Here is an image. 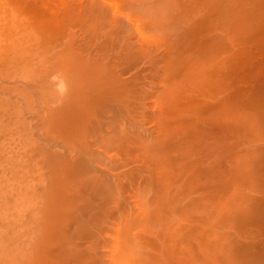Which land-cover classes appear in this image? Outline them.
Segmentation results:
<instances>
[{
    "label": "rangeland",
    "instance_id": "374dc122",
    "mask_svg": "<svg viewBox=\"0 0 264 264\" xmlns=\"http://www.w3.org/2000/svg\"><path fill=\"white\" fill-rule=\"evenodd\" d=\"M260 1L0 0V264L237 262L205 146Z\"/></svg>",
    "mask_w": 264,
    "mask_h": 264
},
{
    "label": "bare ground",
    "instance_id": "6f19581e",
    "mask_svg": "<svg viewBox=\"0 0 264 264\" xmlns=\"http://www.w3.org/2000/svg\"><path fill=\"white\" fill-rule=\"evenodd\" d=\"M258 4L259 5L262 4L263 8L261 9L257 7L254 8L256 9L257 12L262 10L260 15L263 16L264 14L262 12L264 11V1L261 3L258 2ZM259 13H258V17H259ZM261 16L259 19L264 20V16L263 18H261ZM259 22L258 23L254 22L256 25L255 26L252 25V27L251 25H249L251 27V28L248 27V29L251 30V31L248 30L250 33L245 30L244 34L242 35L239 34V36L237 34L236 36L237 38H240V36H242L243 39L241 38L242 39L241 41H238L237 38L236 40L238 42L234 41L236 43L243 41L244 48L242 47L240 51L242 50V53L244 54L243 56H245L248 59V62L245 63V66L241 67V62L240 61L238 62L235 57L234 60L235 66H233L234 68L230 71L228 69L227 72L222 76V78H228V80L231 81V84H229V86L226 87L227 83L225 84V90H227L228 93L233 95V97H231V101L237 104L236 105L237 108L239 105V108L241 109L247 108L248 110L246 112H243L242 110L243 113H241L240 111L238 118L231 122V129L228 130V132H226L222 127H220L217 120L215 121L217 123L212 122L213 124H211L210 126L213 127L214 125V128H219L220 137L224 140L221 139V141H219L218 139H215L212 145L210 144L208 146L207 144V146H205V150L207 148L210 149L212 148L211 150L215 151V152L213 151L215 153L213 156L214 159L216 158V161H214L215 162L214 165L216 166L214 168L212 167L213 169L216 170V173L215 171H211L212 168L210 171L214 172L216 174L215 176L217 175L218 176L215 179L211 180V182H209L208 186H210L211 184L213 185V186L211 185L213 187L212 188L213 190L212 189L211 190L213 192L218 191L217 193L220 192L222 193L229 188L230 190L232 189L231 193H233L234 189L237 188H243L247 190V194L242 193L243 190L241 189V194L239 193L240 195H235L234 192V194L231 195V198H228L226 196L229 199V201L227 200L228 202L225 201V203L227 202L229 204L230 202L231 204L232 202L233 205L231 204V207L229 206L228 208L229 210L225 206V208L227 209L226 212L224 209L225 213H223V210L221 209L224 215L220 213L221 211L218 212L224 217L225 214L227 215L226 223L227 221L229 223V226L227 225L229 227L228 230L230 228L237 229V231L236 229L232 230L234 232L233 237L235 236L234 239L230 237L232 235H229V237L232 239L230 242L227 241L229 245L225 244V242L223 243L225 246L227 245V247H225V251H223L222 249H218L219 251L221 250L225 252L226 253L225 256H227L228 259L230 258L231 260L238 262V263L236 262L235 264H259L260 261H264V22H262L263 24L260 23V25L258 26ZM121 28H123V26H121ZM233 40H235V38ZM230 48L236 49V46L234 44H230ZM256 55L257 57L260 56L262 58L258 61L260 57L256 58ZM254 59L257 60L258 62L256 61L255 63ZM250 63L251 64L254 63V66H250ZM231 101H228L227 99V102H231ZM214 128L212 130H214ZM207 151L209 150L207 149L206 152ZM223 162L225 164L224 166H223ZM82 182L83 181H81V183ZM92 184L94 185V183ZM214 193L213 195L215 196ZM216 195L218 196V194ZM219 201L221 202V200ZM227 203L225 205H227ZM81 211L82 210H80V212ZM219 215L217 217L218 219H219ZM220 218H222V216H220ZM221 222L224 221L222 220ZM217 243L219 244V240L215 244ZM221 243L222 242H220V244ZM215 247L216 246H213V248ZM213 252H215V249ZM215 253L217 254L218 252ZM222 255H224V253ZM217 259H219V257ZM221 259H219V263Z\"/></svg>",
    "mask_w": 264,
    "mask_h": 264
}]
</instances>
